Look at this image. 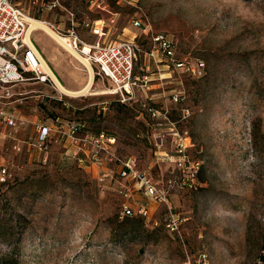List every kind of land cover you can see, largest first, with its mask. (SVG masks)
Masks as SVG:
<instances>
[{
	"label": "rangeland",
	"instance_id": "rangeland-1",
	"mask_svg": "<svg viewBox=\"0 0 264 264\" xmlns=\"http://www.w3.org/2000/svg\"><path fill=\"white\" fill-rule=\"evenodd\" d=\"M14 1L64 31L73 13L87 42L137 37L148 52V37L134 26L140 19L207 70L201 80L179 79L142 54L136 76L150 66L152 107L168 110V120H151L140 102L119 103L97 78L93 94L79 98L26 87L46 94H32L19 111L28 133L34 122L59 117L58 125L83 121L90 133L112 135L118 157L166 201L119 177L100 182L102 168L79 164L65 142L69 149L56 146L50 163L26 162L19 184L0 193V264H264V0H105L103 9L60 0L63 8L44 12L31 0ZM44 29L53 38L34 33L39 51L67 89H82L85 67ZM174 90L186 100L173 102ZM58 95L63 103L51 98ZM122 184L137 214L128 222L120 218ZM170 219L177 233L166 227ZM133 228L139 232L124 234Z\"/></svg>",
	"mask_w": 264,
	"mask_h": 264
},
{
	"label": "built area",
	"instance_id": "built-area-1",
	"mask_svg": "<svg viewBox=\"0 0 264 264\" xmlns=\"http://www.w3.org/2000/svg\"><path fill=\"white\" fill-rule=\"evenodd\" d=\"M88 2L92 6L96 5L98 9L107 6L105 0ZM31 6L38 7V12L63 8L60 0H31ZM69 17L71 28L64 31L52 22L36 19L21 3L0 0V187L22 179L26 162L50 163L53 149L64 145L68 150L69 147L65 145V142H68L72 147L68 153L79 164L102 168L100 182L112 181L119 177L120 180L131 181L133 187L143 191L146 196L159 197L166 201V196L162 197L161 190H158L145 174H141L132 168L129 162L118 157L115 137L90 133L81 122L58 125L61 123L59 117L52 124L34 122V131L27 132V118L19 111L28 103L29 98H32V94L38 92L39 97H46V94L37 90L31 92L25 88L37 85L62 94L58 76L45 67L46 60L34 40L31 20L36 19L47 24L63 42H57L61 48L79 60L83 66H91L94 78L104 86L109 84V88L104 92L106 95L116 97L122 104L140 102L151 120L158 117L168 120L170 113L168 110H156L152 107L155 95L152 93L154 80L150 77V66L145 65L146 69L142 68L143 73L136 76V64L142 54H145L146 60L165 66L170 74H177L179 79L183 76L201 80L206 75V63L190 55L181 57L173 39L163 33H151L140 19L134 21V26L148 37L151 45L148 52L136 42L137 37L120 42H87L76 31L74 14L69 13ZM94 33L103 36L101 29H96ZM141 91L143 95L139 100L137 93ZM170 95L175 103L186 100L182 91L174 90ZM51 98L63 103L60 95ZM23 133L26 135L22 136ZM169 183L172 184L173 181ZM121 186L124 188L121 194L124 195L125 201L121 204L120 218L137 216L130 202L131 190L126 184ZM138 213L144 217L148 216L146 207L140 208ZM166 227L172 233H177L179 222L170 219Z\"/></svg>",
	"mask_w": 264,
	"mask_h": 264
},
{
	"label": "bare ground",
	"instance_id": "bare-ground-1",
	"mask_svg": "<svg viewBox=\"0 0 264 264\" xmlns=\"http://www.w3.org/2000/svg\"><path fill=\"white\" fill-rule=\"evenodd\" d=\"M31 22H32V27H31V29L34 31V33L36 32L35 31V29H40V30H42V29H44V28H48L52 33H53V35L54 36H56L55 35V33L52 31V29L46 24H44V23H42L41 21H38V20H36V19H33V20H31ZM39 32V31H38ZM33 33V34H34ZM56 38L57 39H55L56 40V42H59V43H62L63 44V42H61L60 41V39L56 36ZM80 59V58H79ZM77 60V59H76ZM82 60V59H81ZM78 61V60H77ZM44 64H45V67L49 70V71H51L52 73L54 72L53 71V69L52 68H50V66L44 61ZM83 67H85V66H83ZM87 67V68H86ZM86 67H85V70H89V79H88V83H87V85H85L82 89H79L78 91H70L69 89H67L66 87H62V85H60V83H59V78L57 77V81H58V83H59V88H60V91H61V93L62 94H65V95H69V96H72L73 98H79L80 96H86V95H91V94H93V92H94V84H95V82H93L94 80H95V78L93 77L94 76V72H93V70H92V68H91V66H89V65H86ZM93 73V74H92ZM57 76V75H56ZM62 84V83H61Z\"/></svg>",
	"mask_w": 264,
	"mask_h": 264
},
{
	"label": "trees",
	"instance_id": "trees-1",
	"mask_svg": "<svg viewBox=\"0 0 264 264\" xmlns=\"http://www.w3.org/2000/svg\"><path fill=\"white\" fill-rule=\"evenodd\" d=\"M185 79H187V78H185ZM203 79V78H202ZM116 100L118 101V99L116 98ZM119 103H121L120 101H118ZM122 104V103H121ZM125 106L127 105V103L126 104H124ZM81 123H83L84 125H85V123L83 122V121H80ZM79 122V123H80ZM85 128H86V125H85ZM96 134H105V133H96ZM106 136H108V137H111L110 135H107V134H105ZM112 137H114V136H112ZM22 179H19V180H17V181H15V182H13V183H10V184H6V185H4V186H2V187H0V193H3L4 191H6V190H9V189H11V188H13V187H15L17 184H19V182L21 181ZM121 220H125L124 222H128V218H124V219H121ZM135 232H139V229H135V228H133V229H131V230H127V231H125V235H128V234H132V233H135ZM260 261L262 262V263H264V255L262 254L261 256H260ZM6 264V263H5ZM14 264H17V263H14Z\"/></svg>",
	"mask_w": 264,
	"mask_h": 264
},
{
	"label": "crops",
	"instance_id": "crops-1",
	"mask_svg": "<svg viewBox=\"0 0 264 264\" xmlns=\"http://www.w3.org/2000/svg\"><path fill=\"white\" fill-rule=\"evenodd\" d=\"M35 31L36 32H44L45 34L47 33L46 31H45V29H42V30H40V29H35ZM35 32V33H36ZM48 34V33H47ZM49 35V34H48ZM50 37H52L51 35H49ZM53 38V37H52ZM47 48H48V46H47ZM45 59V58H44ZM86 71V73H88V75H89V70L87 69V70H85ZM93 74V73H92ZM89 77V76H88ZM94 77V76H93ZM94 82V81H93ZM59 83H60V85H62V87H65V85H64V83H62L61 84V82L59 81ZM94 167H98V169H100V167L99 166H94Z\"/></svg>",
	"mask_w": 264,
	"mask_h": 264
}]
</instances>
